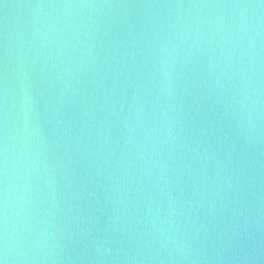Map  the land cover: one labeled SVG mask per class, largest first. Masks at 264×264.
<instances>
[{
  "label": "water",
  "instance_id": "obj_1",
  "mask_svg": "<svg viewBox=\"0 0 264 264\" xmlns=\"http://www.w3.org/2000/svg\"><path fill=\"white\" fill-rule=\"evenodd\" d=\"M0 264H264V0H0Z\"/></svg>",
  "mask_w": 264,
  "mask_h": 264
}]
</instances>
